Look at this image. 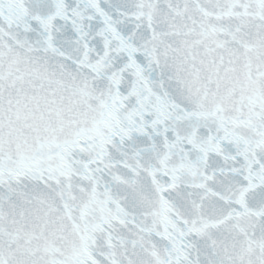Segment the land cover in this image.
<instances>
[{
    "label": "snow or ice",
    "instance_id": "obj_1",
    "mask_svg": "<svg viewBox=\"0 0 264 264\" xmlns=\"http://www.w3.org/2000/svg\"><path fill=\"white\" fill-rule=\"evenodd\" d=\"M0 264H264V0H0Z\"/></svg>",
    "mask_w": 264,
    "mask_h": 264
}]
</instances>
